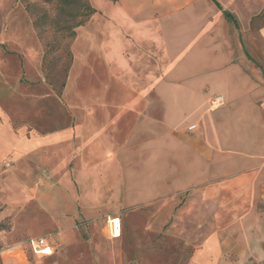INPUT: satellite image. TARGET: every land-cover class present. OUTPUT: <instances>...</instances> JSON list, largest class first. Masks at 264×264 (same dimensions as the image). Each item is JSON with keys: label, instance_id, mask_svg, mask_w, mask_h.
I'll return each mask as SVG.
<instances>
[{"label": "crops", "instance_id": "obj_1", "mask_svg": "<svg viewBox=\"0 0 264 264\" xmlns=\"http://www.w3.org/2000/svg\"><path fill=\"white\" fill-rule=\"evenodd\" d=\"M13 2L0 0V16ZM217 2L95 0L97 15L81 27L96 29L87 32L95 100L85 102L83 123L28 134L13 129L0 104V156L74 154L76 184L65 174L41 200L54 193L71 200L69 210L51 208L63 215L54 217L58 227L71 225L67 213L116 216L121 234H108L115 240L123 222L103 207L107 198L168 209L188 195L201 236L189 264L264 263V23L257 22L264 0ZM100 90L109 102L97 100Z\"/></svg>", "mask_w": 264, "mask_h": 264}, {"label": "rangeland", "instance_id": "obj_2", "mask_svg": "<svg viewBox=\"0 0 264 264\" xmlns=\"http://www.w3.org/2000/svg\"><path fill=\"white\" fill-rule=\"evenodd\" d=\"M88 1L94 5L95 0ZM30 4L38 15L54 16L58 11L40 0H14L0 16V104L15 131L25 128L28 134H46L75 127L87 117L84 104L95 100L96 77L92 68L88 70L95 65V50L87 32L94 35L96 29L91 26L81 32L80 26L73 39L62 37L50 21L39 29ZM102 90L97 100L109 102L110 92ZM73 158L74 154L59 157L45 148L21 159L11 153L0 156V264H189L201 236L197 233L200 220L189 217L188 195L168 209L157 204L125 208L107 198L103 207H114L109 214L119 215L123 222L122 236L115 240L108 237L107 215L85 218L67 213L71 225L58 227L54 217L60 220L63 215L56 212L69 210L71 200L60 193L46 201L49 206L41 200L65 174L76 184ZM71 228L74 235L66 242L62 234ZM37 235L55 243L54 254H34L27 242Z\"/></svg>", "mask_w": 264, "mask_h": 264}, {"label": "trees", "instance_id": "obj_3", "mask_svg": "<svg viewBox=\"0 0 264 264\" xmlns=\"http://www.w3.org/2000/svg\"><path fill=\"white\" fill-rule=\"evenodd\" d=\"M22 1V0H20ZM43 3L55 5L57 14L54 16L48 15L46 12L43 15H38L33 12V6L29 5V11L34 15V25L41 29L46 26L47 21L56 28L62 37L73 39L77 35L76 29L86 24V22L97 13V9L92 6L88 0H40ZM217 4V0H214ZM219 5V4H218ZM226 17L234 22L235 19L229 12H225ZM264 12L257 17L259 21ZM257 21V22H258Z\"/></svg>", "mask_w": 264, "mask_h": 264}, {"label": "built area", "instance_id": "obj_4", "mask_svg": "<svg viewBox=\"0 0 264 264\" xmlns=\"http://www.w3.org/2000/svg\"><path fill=\"white\" fill-rule=\"evenodd\" d=\"M217 101L221 102V97L217 98ZM192 126L191 128H194ZM9 165V163H6ZM107 229L110 237H119L121 234V221L119 217L109 216L107 219ZM27 244L34 254L38 256L52 255L56 250V245L52 243L49 237L43 235L28 239Z\"/></svg>", "mask_w": 264, "mask_h": 264}, {"label": "water", "instance_id": "obj_5", "mask_svg": "<svg viewBox=\"0 0 264 264\" xmlns=\"http://www.w3.org/2000/svg\"><path fill=\"white\" fill-rule=\"evenodd\" d=\"M264 264V263H263Z\"/></svg>", "mask_w": 264, "mask_h": 264}]
</instances>
